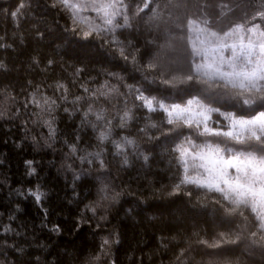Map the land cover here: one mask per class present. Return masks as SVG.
<instances>
[{
	"label": "trees",
	"instance_id": "trees-1",
	"mask_svg": "<svg viewBox=\"0 0 264 264\" xmlns=\"http://www.w3.org/2000/svg\"><path fill=\"white\" fill-rule=\"evenodd\" d=\"M54 2L0 0V264H264V248L250 237V216L230 214L231 206L206 189L188 185L173 194L182 173L176 143L204 138L187 127L162 134L172 127L163 123L165 114L137 107L128 87L168 104L200 96L222 112L255 114L258 106H242L222 89L210 92L196 81L169 87L161 80L189 73L178 22L207 18L225 30L264 8V0H153L138 17L132 11L140 0H132V27L117 33L127 61L107 37L73 32ZM152 8L159 18L150 21ZM105 82L118 92L93 97ZM33 95L58 106L48 115L31 102ZM89 104L104 110L105 122L92 114L85 121ZM125 108L134 119L121 127ZM53 117L54 138L43 123ZM213 120L227 123L217 113ZM106 121L111 131L102 142ZM113 141L122 145L119 152ZM90 153H100L103 168ZM36 191L44 193L39 202Z\"/></svg>",
	"mask_w": 264,
	"mask_h": 264
},
{
	"label": "snow or ice",
	"instance_id": "snow-or-ice-1",
	"mask_svg": "<svg viewBox=\"0 0 264 264\" xmlns=\"http://www.w3.org/2000/svg\"><path fill=\"white\" fill-rule=\"evenodd\" d=\"M131 2L132 0H55L52 6L59 7L68 14L74 26L71 29L73 32H78L84 39L93 36L107 37L108 42L118 46L120 55L127 61L129 57L120 46L122 42L117 33L131 28L132 16H140L145 9H149L153 0H140L132 11V16L129 15ZM158 18L159 13L156 8H152L148 19L153 21ZM176 27L183 33L179 39L185 42L189 50V73L162 79L161 83L176 87L178 83L196 81L206 85L210 92L222 89L242 106L249 109L258 106L259 110L248 117L235 112H222L200 96H192L183 104H168L157 96L146 95L139 87H128L135 92V100L140 101L137 107L165 114L163 123L172 127L162 134L167 135L187 127L197 137L204 138L197 143L192 136H185L176 143L173 151L178 154L176 160L182 173L174 186L173 194L179 193L188 185L219 194L231 206L230 214L239 215L245 221L251 217L255 228L250 233L252 243L264 248V8L225 30L211 27L209 19L201 17H188L178 22ZM132 61L135 62V57H132ZM148 67L153 68L155 65L149 64ZM58 89L66 91V86L59 84ZM97 92H93L92 96L109 99L118 89L105 82ZM62 99L66 100L67 96ZM81 99L84 98L76 97L75 101ZM31 102L48 115L58 106L55 99L47 96L37 99L33 95ZM64 111L67 112L68 109L65 108ZM213 113L219 114L227 123L220 125L218 120L214 121ZM89 114L95 115L96 121L105 122L103 109L95 112L89 104L84 113L86 122ZM132 119V110L125 108L122 115H119L120 126L124 127ZM53 122L54 117L43 120L45 126L51 129L50 137L54 138ZM110 124L111 121H106L104 130L100 131V141L109 138ZM214 124L219 126L214 127ZM90 126L95 129L97 124L92 123ZM149 127L158 128L159 125L153 123ZM113 143L119 152L122 145L115 141ZM127 143L132 144L133 141L128 140ZM75 151L73 146L72 152ZM89 155L98 159L100 166L104 167L100 153ZM101 193V200H109L106 187L101 188ZM32 195L39 202L44 193L36 191ZM90 210L95 214L96 207H91ZM228 242L236 243V240ZM103 243L107 245L109 242L105 240ZM200 243L209 248L220 247L218 243Z\"/></svg>",
	"mask_w": 264,
	"mask_h": 264
}]
</instances>
